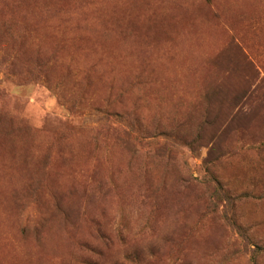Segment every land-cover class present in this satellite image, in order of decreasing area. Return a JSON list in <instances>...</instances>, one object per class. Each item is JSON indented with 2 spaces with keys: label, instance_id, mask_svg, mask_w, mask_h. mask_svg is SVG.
Returning <instances> with one entry per match:
<instances>
[{
  "label": "rangeland",
  "instance_id": "1",
  "mask_svg": "<svg viewBox=\"0 0 264 264\" xmlns=\"http://www.w3.org/2000/svg\"><path fill=\"white\" fill-rule=\"evenodd\" d=\"M0 264H264V0H0Z\"/></svg>",
  "mask_w": 264,
  "mask_h": 264
},
{
  "label": "trees",
  "instance_id": "2",
  "mask_svg": "<svg viewBox=\"0 0 264 264\" xmlns=\"http://www.w3.org/2000/svg\"><path fill=\"white\" fill-rule=\"evenodd\" d=\"M263 85V84H262ZM252 93H253V89H251V87L250 86H247V89H246V91H245V95H243V96H241V100H244L245 98H247V97H250L251 95H252ZM234 102H235V104H234ZM240 102L241 101H238V96L237 97H233V104L231 103V107L233 106V108L235 107V106H238V105H240ZM232 112V111H231ZM230 116H228L227 118H226V120H225V122L222 124V126H221V129L220 130H223V129H225V124L226 123H228V121H230ZM217 122H219V121H217ZM221 124H219L218 125V128H219V126L221 125ZM227 125V124H226ZM160 150L161 151H163V153L164 154H166V156L168 155V154H170L171 153V151L169 150V148L167 147V146H165L164 145V147H160Z\"/></svg>",
  "mask_w": 264,
  "mask_h": 264
}]
</instances>
